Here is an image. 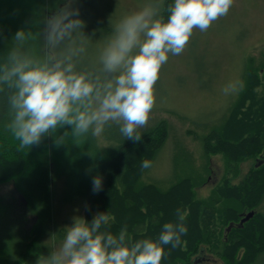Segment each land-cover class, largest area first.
I'll return each mask as SVG.
<instances>
[{"label": "trees", "instance_id": "16d2710c", "mask_svg": "<svg viewBox=\"0 0 264 264\" xmlns=\"http://www.w3.org/2000/svg\"><path fill=\"white\" fill-rule=\"evenodd\" d=\"M172 2L164 0L161 15L165 20ZM44 5L45 0H0V63L17 30L35 33L42 29ZM36 52L40 53L38 43ZM247 57L242 67L243 91L239 95V88L225 112L204 123L220 122L205 135L204 144L207 155L221 153L226 162L221 191L204 199L198 198L191 176L175 173L174 179H178L168 187L146 178L149 168L141 165L144 160L152 164L165 145L169 136L165 120L139 131V142L116 134L114 146L99 147L96 138L88 136L80 145L69 138L67 144L57 147L55 136L65 130L58 129L53 136L42 138L39 146L18 151L19 142L7 128L11 120L8 89L0 90V183L13 181L23 199L20 205L13 198L0 196V264H35L38 256L49 254L51 250L42 242L50 230L53 187L61 177L70 196L86 198L89 223L95 214L107 212L115 218L107 230L118 235L127 225L132 242L158 240L163 224L179 223V215L184 214L187 233L179 247L163 246L161 264H200L206 249L225 264H264V61L259 67ZM256 86L260 92H255ZM249 97L252 104L247 107ZM252 157L258 158L257 162L234 182L241 162ZM96 175L102 177L103 187L94 193L92 178ZM29 211L35 221L27 228ZM250 211L254 215L240 224Z\"/></svg>", "mask_w": 264, "mask_h": 264}, {"label": "clouds", "instance_id": "9594fccd", "mask_svg": "<svg viewBox=\"0 0 264 264\" xmlns=\"http://www.w3.org/2000/svg\"><path fill=\"white\" fill-rule=\"evenodd\" d=\"M74 3L66 0L43 19L38 32L17 30L0 63V90L8 89L11 114L7 128L19 142L18 151L39 146L42 138L58 129L65 130L55 136L57 147L69 138L80 145L88 136L100 137L113 124L125 139L141 141L138 129L148 124L156 103L155 85L169 54H182L193 31H207L228 14L234 0H173L166 20L161 15L164 0H152L111 26L97 66L92 67L84 66V59L93 40L83 31L86 25ZM150 166L148 160L141 165ZM102 187V177H93V192ZM114 219L107 212L95 214L90 223L73 217L62 242L38 256L35 264H161L163 246L179 247L187 233L185 215L180 214L179 223L163 224L158 240L132 242L127 225L118 235L107 230Z\"/></svg>", "mask_w": 264, "mask_h": 264}, {"label": "rangeland", "instance_id": "374dc122", "mask_svg": "<svg viewBox=\"0 0 264 264\" xmlns=\"http://www.w3.org/2000/svg\"><path fill=\"white\" fill-rule=\"evenodd\" d=\"M64 2L66 0H45L44 18L52 15ZM149 2L152 0H75L74 7L79 8V18L86 25L83 31L93 40L88 46L84 66H97L99 50L104 38L111 34L112 25ZM246 55L253 65L260 67L264 61V0H234L228 14L213 22L207 31H193L182 54H169L155 85L156 103L148 124L138 129L145 131L165 120L169 130L165 145L149 167L147 179L168 187L177 181L175 173L181 177L191 176L201 199L221 191L226 173L225 157L221 153L207 155L204 144L205 135L220 122L204 123L225 112L236 96L239 84H242L239 95L243 91L242 67ZM254 89L260 92L261 88L256 86ZM246 102L247 107L252 104L250 97ZM116 134H120L119 126H108L100 137H96V144L99 147L114 146ZM258 158L263 159L261 155ZM258 158L242 161L234 182H238ZM63 178H59L53 187L50 230L42 242L50 250L62 242L64 229L73 223V217H86V198L70 196ZM0 196L23 204L13 181L0 183ZM34 221V214L29 211L26 227ZM200 264L225 263L216 253L206 249Z\"/></svg>", "mask_w": 264, "mask_h": 264}, {"label": "water", "instance_id": "95a60500", "mask_svg": "<svg viewBox=\"0 0 264 264\" xmlns=\"http://www.w3.org/2000/svg\"><path fill=\"white\" fill-rule=\"evenodd\" d=\"M254 215L253 211H250L249 213L246 214V216H244L241 220V224L244 223L245 221H247L248 219H250L252 216Z\"/></svg>", "mask_w": 264, "mask_h": 264}]
</instances>
